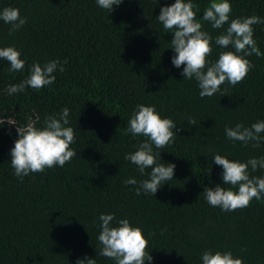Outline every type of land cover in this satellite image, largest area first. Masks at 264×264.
Wrapping results in <instances>:
<instances>
[{"label":"trees","instance_id":"trees-1","mask_svg":"<svg viewBox=\"0 0 264 264\" xmlns=\"http://www.w3.org/2000/svg\"><path fill=\"white\" fill-rule=\"evenodd\" d=\"M174 2L123 0L107 13L96 0H0V10L18 8L27 18L12 36L10 25L0 21V48L14 47L25 61L22 72L12 73L8 62L0 60V118L5 119L0 125V264H76L85 257L115 264L97 255L98 217L109 213L142 230L152 257L145 264H202L205 250L230 251L243 264H264V195L231 212L210 206L203 195L205 187L223 186V169L213 155L240 162L264 156V144L253 149L225 136L226 126L264 120V24L253 25L262 55L246 57L254 65L246 78L235 86L221 85L226 96L218 92L202 99L197 82L183 79L184 66L171 63L173 33L165 32L157 20L160 8ZM192 2L200 9V19L211 0ZM229 3V21L264 18V0ZM200 22L213 37L209 60L234 51L215 44L227 24L213 29ZM65 59V71L54 73V84L7 94L9 85L28 77L34 62L43 66ZM140 104L155 106L161 118L176 123L174 142L159 150L153 147L158 162L175 165L173 180L155 196L136 195L135 187L147 176L124 159L145 139L125 134ZM65 107L66 126L75 133L70 148L77 155L63 168H46L21 182L10 166L17 132L7 118L19 126L36 121L42 128L45 117ZM189 117L195 125H188ZM249 171L264 176V170ZM129 178L138 184L126 186Z\"/></svg>","mask_w":264,"mask_h":264},{"label":"clouds","instance_id":"clouds-1","mask_svg":"<svg viewBox=\"0 0 264 264\" xmlns=\"http://www.w3.org/2000/svg\"><path fill=\"white\" fill-rule=\"evenodd\" d=\"M123 0H96L97 6L106 10H113V5L119 6ZM200 9L192 0H175L171 5L162 6L157 20L167 33H173L170 43L175 55L171 63L180 68L183 79L197 82L200 98L212 97L221 93V85L227 82L235 86L241 83L254 65L246 59L251 55H262L256 40L253 38V25L264 24V18L257 15L237 17L229 21L232 12L229 0H211L200 19L197 12ZM208 22L213 29L228 27L215 37V44L222 51L214 62L209 60L212 55L213 37L202 30L200 21ZM0 21L10 25L8 35L18 32L26 23L27 18L20 15V10L13 7H4L0 10ZM242 53V55H241ZM21 53L14 47L0 48V60L10 65L9 72H22L25 61L20 58ZM59 60H52L41 66L34 62L29 69V75L19 84L9 85L6 89L8 95L24 92L26 87L36 91L50 86L56 82V72H64V65ZM69 109L63 108L60 113L48 115L44 119L42 128H37L36 121H29L26 126L16 125L7 118V123L16 126L17 139L10 149L13 175L23 181L31 173L44 172L46 168L55 166L63 168L77 153L70 148L75 142V133L69 124ZM38 119V118H37ZM188 125H195L194 118L189 117ZM5 123L0 118V125ZM176 123L170 118H161L155 106L137 105L128 121L125 134L145 139L137 145V150L125 155L124 159L130 161L147 178L139 181L135 187L136 195L144 193L155 196L158 189L170 180H173L175 165L157 161L155 149H163L174 142ZM264 120H258L250 126L243 122L236 123L234 127H225V136L233 142H240L244 147L259 149L264 144ZM160 159V153H158ZM214 163L223 169V186L205 187L203 195L206 202L221 211L231 212L250 206L253 199L259 201L264 195V176H252L251 172L264 170V156L249 158L246 162L232 161L215 154ZM161 161V160H160ZM146 169H151L146 172ZM124 184L136 186L137 180L129 178ZM225 185L230 187L226 188ZM238 188L237 191L233 189ZM98 256L111 259L115 264H145L151 261L148 240L139 227L132 226L127 218L117 220L114 213L101 214L99 217ZM115 221V226L113 222ZM87 264H97L96 260L87 258ZM85 259H78L76 264H85ZM202 264H243L241 258H234L230 251L205 250L201 255Z\"/></svg>","mask_w":264,"mask_h":264}]
</instances>
